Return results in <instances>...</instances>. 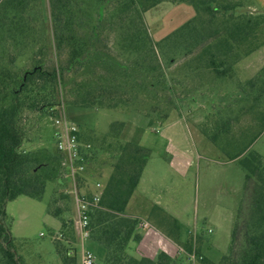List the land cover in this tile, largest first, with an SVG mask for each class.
<instances>
[{
	"label": "rangeland",
	"instance_id": "obj_1",
	"mask_svg": "<svg viewBox=\"0 0 264 264\" xmlns=\"http://www.w3.org/2000/svg\"><path fill=\"white\" fill-rule=\"evenodd\" d=\"M33 1L35 5L24 18L23 35L17 33L18 37L11 39L0 31V63L9 65L13 59V67L19 73L39 64L47 70L62 67L69 59L66 52L59 63L56 58L51 59L50 33L46 28L49 3L47 0ZM214 2L218 11L211 21L213 24H209L212 12L207 13L201 8L200 22H197V31L204 33L208 43L204 42L208 45L217 44L222 37H212L213 33H222L229 26L225 24L224 14L262 15L248 9V0ZM234 4L239 7L234 11L231 8L225 10V6L229 8ZM143 16L152 41L162 45L156 50V59L145 62L144 57L127 58L120 54L117 44L121 33L104 26L98 31L93 49L100 56H109L111 61L130 67L128 86L124 92L103 95V107H83L79 94L86 95V84L97 82L103 70L101 60L96 59L86 69L77 66L59 88L58 100L62 108L58 117L65 114L67 121L79 128L84 150L89 147L88 151L94 156L90 159V172L102 174L101 179L95 180L102 184L108 180L103 165L110 163L106 149L113 144L107 134L113 124L124 123L120 142L136 144L150 151L141 191L158 205L153 210V217L162 214L171 223H182L184 233L201 235L205 242L203 254L219 263L228 252L245 186L244 169L238 161L230 159L248 142L245 135L257 134L260 112H264L258 78L264 72V22L247 42L233 43V48L225 55L213 50L216 60L224 63L220 66L226 74L220 77L209 65L210 55L204 62L198 61L203 43H199L197 34L188 38V49L181 46L173 50L165 43L168 37L197 18L194 6L163 2ZM87 32L90 34V30ZM96 65L99 68L95 76L92 69ZM148 68L152 71L148 72ZM101 94L98 88L93 95ZM256 97H260L259 100ZM120 99L127 102L117 108L107 107ZM24 124L26 139L22 151L57 153L58 126L54 116L28 113ZM248 153H257L264 159V131L249 147ZM95 181L90 182L92 189ZM6 214L13 251L21 264H63L56 242H61L67 251L79 250L75 230L76 204L68 179L63 178L62 184L48 183L41 200L21 196L9 202ZM86 248L95 253L97 264H100L104 250L93 248L89 241ZM79 261L78 256V264Z\"/></svg>",
	"mask_w": 264,
	"mask_h": 264
},
{
	"label": "trees",
	"instance_id": "obj_2",
	"mask_svg": "<svg viewBox=\"0 0 264 264\" xmlns=\"http://www.w3.org/2000/svg\"><path fill=\"white\" fill-rule=\"evenodd\" d=\"M47 1L50 8L46 24L50 33L49 55L52 60L56 58L59 63L60 57L66 52L69 55L67 64L51 70L39 64L31 70L19 73L13 67V59L9 65L0 63V264H21L13 251V239L6 214L8 203L21 196L41 200L47 184L50 182L62 184L66 172L63 156L58 151L56 154H51L47 150L40 153L22 151L26 139L24 124L26 114L57 116V111L53 109L61 105L58 92L65 83L66 76L77 66L86 69L93 59L101 60L103 73L99 75L97 82L86 84L88 88L86 95L79 94V102L84 105L83 107H103L104 101L101 98L103 95L124 92V88L128 86L126 82L130 79L128 74L130 67L111 61L109 56H100L93 49V42L98 39L100 29L108 26L110 30L121 33L117 44L120 54L127 58L144 57L145 62L148 59L153 61L156 59V50L162 48V45L152 41L144 13L163 2L189 3L196 8L197 18L168 37L165 43L173 50H178L181 46L188 49V38L194 33L197 34L199 43H203L197 56L198 61L204 62L205 57L210 55L212 59L209 65L221 77L226 74L220 66L224 63L216 60L217 56L212 53L213 50L225 55L233 48V43L242 45L247 42L264 22L263 13L257 15L258 17L243 14L235 16L234 12L230 16L224 14V18L227 19L225 24L229 26L222 33H213L212 37L219 35L222 37L217 44L208 45L204 42L207 39L204 33L197 31L199 29L197 22H200L198 17L200 8L207 13L212 12L209 24L216 18L218 7H214V0ZM33 5H35L33 0H0V31L11 39L17 38V33L23 35L24 18ZM237 7L239 6L235 4L229 8L225 6V10L231 8L234 11ZM204 28L201 27L205 30ZM98 68L99 65H96L92 69L95 76ZM148 69V72L152 71ZM258 78L262 89L260 96L264 99V72ZM151 87L154 88L153 84ZM98 88L102 94L95 97L93 94ZM77 91L80 93L79 89ZM123 100L120 99L119 102L116 101L107 107L117 108L127 102ZM260 123L257 134L250 137L245 135L244 139L248 142L244 143L243 149L230 159L240 163L246 176L244 195L236 213L231 243L222 260L214 263L201 255L199 245L202 237L199 236L191 238L183 245L185 250L183 257L171 258L161 253L151 264H195L189 259V255L192 254L197 255L198 264H264V159L257 153L246 154L264 131V112H260ZM124 127V123H115L107 134V138H110L113 144L108 145L106 149L110 163L104 164L103 167L109 166L112 173L103 184L104 195L100 203L89 210V242L93 248L99 247L105 252L100 264H141L130 254L131 243L141 240L137 233L140 221L127 216L126 209L139 186L150 158V151L136 144L121 143L120 137ZM84 153L90 167V159L94 156L88 149ZM89 167L86 177L79 179V188L86 189L88 196H91L88 184L101 179L102 174L90 172ZM65 226L66 223L63 224V229ZM72 226L74 228V224ZM74 239L73 232L72 240ZM55 245L63 264H78L77 249L67 251L61 242H56Z\"/></svg>",
	"mask_w": 264,
	"mask_h": 264
},
{
	"label": "crops",
	"instance_id": "obj_3",
	"mask_svg": "<svg viewBox=\"0 0 264 264\" xmlns=\"http://www.w3.org/2000/svg\"><path fill=\"white\" fill-rule=\"evenodd\" d=\"M248 2H250V8L248 9L264 14V0H248ZM250 15L255 16L253 13H250ZM148 164L145 167L139 186L126 209L127 216L140 221L137 233L141 236V240L137 243H131L130 254L138 259L141 264H151L161 253H165L171 258L183 257L185 255L183 245L191 238L201 236L196 232L190 234L184 233L182 223H171L162 214L153 217V210L158 205L147 198L145 191H141L145 182ZM171 165L172 162L170 167ZM104 169L105 174L109 177L112 169L109 166H106ZM151 184H154V181H151ZM143 224H147L148 227H143ZM204 244L205 242L202 239L199 249L201 255L207 258L202 251Z\"/></svg>",
	"mask_w": 264,
	"mask_h": 264
},
{
	"label": "built area",
	"instance_id": "obj_4",
	"mask_svg": "<svg viewBox=\"0 0 264 264\" xmlns=\"http://www.w3.org/2000/svg\"><path fill=\"white\" fill-rule=\"evenodd\" d=\"M62 106L59 105L54 111L61 112ZM55 125L58 126L56 133V150L63 156L66 172L64 179H68L72 187V195L76 204L77 219L75 220V230L78 237V251L81 264H97L95 254L86 248V242L90 241L89 232V210L93 206H97L103 195L104 185L101 182H95L93 189L91 184L88 188L91 196H88L86 189L79 188V179L86 177L89 163L85 157V150L79 139V128L70 124L65 114L63 116H54ZM89 148V147H87ZM86 148V149H87ZM147 228V224H143ZM189 259L196 263L198 257L196 254L189 255Z\"/></svg>",
	"mask_w": 264,
	"mask_h": 264
}]
</instances>
